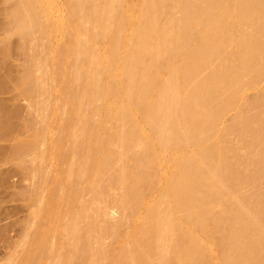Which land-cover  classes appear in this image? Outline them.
Listing matches in <instances>:
<instances>
[{"label":"bare ground","instance_id":"6f19581e","mask_svg":"<svg viewBox=\"0 0 264 264\" xmlns=\"http://www.w3.org/2000/svg\"><path fill=\"white\" fill-rule=\"evenodd\" d=\"M11 1L14 0L0 2L4 11L1 12L3 16L1 15L0 21L2 22L7 16V22L3 20V24L5 21L6 25L0 24V32L5 31V36L1 38L3 41L0 40L1 43H5V40L7 42L12 39L8 37L14 36L21 42L25 41L22 42L23 44L31 42L30 40L39 42L40 36L49 44L47 45L50 49L51 66H46L44 72L56 74L55 79H57V81L54 78L51 79L53 82L49 80L51 84L48 85L55 93V99L51 101L53 104L49 103V105L52 104L50 119L56 130L51 143V154L54 156L57 153L58 138L61 136V127L65 120L79 121L78 126H74L67 132L68 140L74 141L78 135L84 136L82 145L75 147L77 159L65 171L49 172L46 175V184L58 187L59 192L49 195L44 213L49 222L56 223L60 221L63 213L66 217L68 216V222L59 225L58 228V233L64 237V240L51 250L52 253L59 256L63 248L81 251L79 242L81 243V238L84 239V236L80 237L83 233L87 238L83 240L86 246L81 244L84 245L82 250L87 252L86 256L90 255L89 248L91 250L94 248V254L91 253L93 257L91 259L94 261L88 263L94 264L104 258L109 259L110 254L105 253L106 248L102 237L106 236L105 228H113L115 225L110 227L104 221L107 208L102 206L105 210L101 213L102 208L97 207L102 198L107 195L109 197L110 192L106 195V191L116 186L117 191H123L122 193L119 191L123 198L114 189L111 193L117 194V197L110 196L113 202L120 196L121 199L119 198L114 204L115 206L119 204V207L121 205L120 211L127 210L126 207H129L131 211L130 206L134 207L138 204V207H143V212L134 214L138 209H132L134 211L131 212L134 227L132 234L120 238L119 251L116 256L114 254L115 259L112 264H197L200 259H209L211 255L213 242L207 238V233L215 234L224 227L228 230L227 234L224 233L225 244L222 253L226 255L228 249V256L221 254V264H241L242 262L264 264L262 262L264 260V252H262L264 251V223L262 224L264 220L261 219L264 216H260L264 214V205L257 203L262 205V213L259 212L260 205L255 203L260 198L261 191L255 189L257 180L253 178L254 175L252 178L249 175L243 182L242 177H246V170H243L244 173L241 170V175L238 176L245 189L252 187L246 191L242 185L239 186L240 182L236 180L239 178L234 177V173L238 169L237 165H241L235 162L234 166L232 161L235 156L229 157L230 160L227 157L230 149V155L237 154L235 151L237 147L241 151L248 144L249 147L247 146L245 150L249 152L247 149L256 148L258 149H255L256 153L251 155L250 149L249 153L242 151L245 155L240 154V151L237 155L243 158L242 160L246 156L251 157L249 160L245 158L248 161L246 164H255L258 169L259 164L251 161L255 156L256 162L262 165L258 170L264 169V150H262L264 143L261 144L262 141L264 142V137L259 133L257 136L256 133L260 129L257 125L264 122L257 120L259 117L264 120L262 117L264 116V100L262 99L264 95L260 96L262 97L260 101L258 100L260 97L256 98L257 101L247 100V102L251 101L252 105L255 101V107L252 106L254 109H250V103H244L246 99L240 100L241 109L248 105V111L250 110L245 115L246 108L243 109L244 114L240 109L241 117L237 113L239 111L236 112L239 118L234 117L235 120H233L236 121L238 118L237 121L243 124L242 127L237 121L235 123L239 125V128L237 124H234V127L233 122H230L234 130L228 126L230 123L228 127L225 125L224 128H226H223L216 140H213V136L217 131L212 128L215 120L221 116L223 111L221 108L225 110L224 104L227 106L228 102L231 106L230 101L234 98L236 103L237 99H241L242 92H239L237 87L239 81L241 83L244 82L243 79L252 80L253 77L258 78L260 74L264 77V0H134L129 2L124 10H120L124 0H64L63 4L60 3L62 7H58L55 0H15V7L13 9L9 7L11 12L9 9L7 12L3 9L6 5L4 2L10 4ZM166 1L173 4L169 9L170 14L168 10L162 9ZM165 14L168 16V22L162 21L164 23L162 24L160 18ZM4 26L6 30L2 28ZM86 27L91 29L87 30ZM95 41L103 42L102 48L93 50L91 44ZM71 57H81L82 64L67 62ZM25 62V65L29 64L30 60L27 59ZM28 64L26 66L30 67L31 65ZM28 67L26 70L30 69ZM29 71L22 75L21 80L18 79L20 81L17 80L16 85L22 90L36 89L38 91L39 75ZM261 76L259 78H262ZM76 83H82V90L71 94L70 97L60 89L66 84ZM244 85L246 84L242 86ZM226 97H229L227 102ZM88 100L92 101H89L91 105H88ZM68 101L69 106H65ZM85 102L88 105L86 108L92 106L94 113L98 111L99 114L97 112L95 114L98 120L99 116L101 117L99 123L107 120L108 124L104 123L110 130L98 122L96 124L99 125L95 124L94 129L90 124L88 125L91 119L82 116ZM232 102L231 107L236 105L234 101ZM260 105L263 106V110ZM217 108L222 111L218 113ZM255 108L261 110L259 113L263 111V115H259L257 111L260 110ZM251 112L257 115H249ZM217 114L219 116L216 119ZM247 114L251 117L250 119H253H248ZM137 119H142L148 130L142 128ZM257 121L260 123L257 124ZM110 122L113 125L112 129ZM263 124L261 126H264ZM250 126L252 127L251 135L256 133L257 139L255 135H252L254 138L248 135ZM236 127L243 131L239 133V136L237 132L236 134L233 132L237 131ZM244 132L246 134L243 136ZM234 135L236 136L232 141L230 136L234 137ZM228 136L229 139H227ZM262 138L263 140L260 141ZM226 139L230 141L229 143L232 142V145L234 144L232 146L234 150L229 147L231 144H226L230 149L226 148ZM242 139L245 145L241 144ZM246 139L251 142H246ZM253 141L262 147L258 145L257 148L255 143H253L255 147L254 145L250 147ZM111 144L114 146L112 147ZM235 144H238L237 147ZM28 145L26 143L21 148L17 147L20 150L16 153L22 155L26 150L23 154L26 156L27 149L32 151ZM189 145L194 149L190 152L188 149L186 153L185 147ZM23 146L26 149L22 148ZM109 147L113 152L109 151ZM114 147L116 151L112 150ZM259 152L263 154H257ZM30 155L27 154L28 158ZM137 157H141L140 161ZM257 157H261V161L257 160ZM136 160L139 162L137 163ZM130 161L132 170L129 167ZM248 165L244 167L247 166L250 169ZM37 166H39V160ZM150 167L156 170L158 195L149 203H143L140 199L137 203L134 200L139 198L136 196L139 192L138 188L148 177L147 168ZM143 170L144 172L146 170L147 175ZM261 170L255 172V176L261 173ZM71 177L83 178L86 189H89L87 191L92 193L95 199H92L90 204L83 205L81 208H84L77 210L78 212H71L69 207L70 212L68 213L65 209L67 212L65 213L61 210V206L63 203L67 205V200L71 201L69 199L71 191L64 187L63 182ZM105 177L108 180L106 185L103 179ZM248 178L255 184L250 183ZM246 181L252 185L249 186ZM100 182L104 183L101 186L107 189L106 191L100 188ZM236 183H238L237 190H235ZM107 184L112 185L111 189L109 186L105 188ZM246 185L248 187H245ZM100 189H103L105 193ZM251 190L259 192L257 194L259 196L254 197L256 192L252 191L255 195L250 197L249 194L252 193L248 192ZM101 191L105 194L104 197ZM241 194L243 196H240ZM261 196L263 197V194ZM262 197L261 202L264 200ZM112 199L110 203H113ZM95 207L97 212L103 214L104 219L102 215L101 219L96 215L98 221L96 216L93 217ZM95 224H98L99 229ZM93 225L98 230L93 228ZM82 226L84 230L86 229L85 231ZM115 228L113 232L116 231ZM78 231L82 233H76ZM93 231L99 236L97 233L92 235ZM40 235L39 230L33 235V248L37 250H39ZM257 236L260 239H257ZM93 237L95 238L91 239ZM93 243L99 248L96 245L91 246L94 245ZM232 249L235 250L231 251ZM84 252L82 253L85 254ZM257 255L260 258L263 257L259 259L262 263L257 260L259 258ZM30 262L25 260L19 264H30Z\"/></svg>","mask_w":264,"mask_h":264},{"label":"rangeland","instance_id":"374dc122","mask_svg":"<svg viewBox=\"0 0 264 264\" xmlns=\"http://www.w3.org/2000/svg\"><path fill=\"white\" fill-rule=\"evenodd\" d=\"M2 1L0 0V2H2ZM131 1H134V0H124L122 5L120 6V10L126 9L127 5ZM13 2L10 4H9V2H4L6 5H5V7L3 6L4 7L3 9L6 10L7 12H9V10L13 9L16 5L15 0ZM63 2H64V0H55V3L57 4L58 7H62L61 4H63ZM4 3H2V4H4ZM172 5L173 4H171L169 1H166L165 3H163L162 9L168 10V13H169L170 12L169 9H171ZM9 7H10V9H9ZM263 7H264V4H263ZM1 12H4V11L2 10V5L0 3V20L2 19L1 15L3 16V14H1ZM10 12H11V10H10ZM167 14H165L164 16H162L160 18L161 22L162 21L166 22V20L168 22ZM4 15H7V13L6 14L4 13ZM6 17H4L3 20H6ZM169 17H171V16H169ZM3 20H2V22L0 21L1 22L0 24L6 25L7 20H6V22L4 21L5 24H3ZM163 22H162V24H164ZM1 25H0V27H1ZM2 28H4V30H6L5 26ZM86 28H87V30L91 29V27H86ZM4 34H5V31L3 32V30H1L0 40H1V38H3L5 36ZM14 37H8V38H12V39H9V40L7 39L8 40L7 42L5 40L6 39V37H5L4 38L5 43L4 42L1 43V41H3V40L0 41V264H19L20 262H23L25 260H30L31 261L30 264H87L89 261H91L93 263L94 260H92L93 257H91V253L94 254V252H93L94 248L92 250H91V248H89L90 251H88V253L90 252L89 253L90 255H88V256H90V257L86 256L87 252L85 253L84 250H82V246L85 245V243H83L84 242L83 240L87 239L85 234L82 233V231L81 232L78 231L76 233L80 232V233H82V235L79 233L80 237L84 236V239L81 238L82 239L81 243L84 245H82L79 242V244H80L79 246H81V251L84 252L85 254H83L81 251H79L78 248H77V251H79V252L73 251L72 248L71 249L63 248L62 251L60 252L59 256L54 255L51 251L53 248L59 246L62 243V241L64 240V237L58 233V228H59V225L65 224L68 222V216L66 217L63 213V215H61V217H60V221L58 223H56V222H49L46 214L44 213V209L46 207V201H47L49 195H51L54 192L55 193L59 192L58 187L54 186L53 184H49V185L46 184V175L49 172H56V171L57 172H63V171H65L69 167V165L77 159L75 147H77V146L79 147L80 145H82V143L84 142V136L78 135L74 139V141L68 140V138L66 137L67 132L71 128H73L74 126H78L79 121L73 120V119L65 120L64 123L62 124V127H61V136L58 138L57 149H56L57 153L54 156L51 154V143H52L53 138L55 137V131L56 130H55L54 124L52 123V121L50 119V117H51L50 111L52 109L51 105L53 104V102H51V101L55 99V93H54L53 89H51V87H49L48 85L51 84L49 82V80L51 82H53L51 79L54 78L55 81H57V79H55L56 74L51 73L49 71L47 73L44 72L45 71L44 68L46 66H51V61H50L51 58H50V51H49L50 49L48 48L49 44L40 36H39V42L38 41L36 42L35 40H33V41L30 40L31 42L26 43V44H23L25 41H22L23 42L22 43L21 41H19L18 37L17 38H14ZM16 39H18V41L21 43H19ZM27 41H29V40H27ZM91 45H93V47H92L93 50H95V49L97 50L98 48L99 49L102 48L103 42L95 41L94 44L92 43ZM18 48H20L22 50L19 51L20 49H18ZM29 58H31V59H29ZM27 59L30 60V63H29L31 65L30 67L26 66L28 63L25 65V63H26L25 61H27ZM32 60H33V63H32ZM67 62H71L74 64H82V58L81 57H73V58L71 57L70 59H68ZM26 67L30 68V69H27V70H30L29 71L30 73L32 72V74H34V75H37V76L39 75V90L38 91L36 89L35 90L29 89L30 91H26V89L22 90L21 88L19 89L18 85H16L17 80L18 79L21 80L22 75L26 74V71H27ZM24 71H25V73H24ZM260 76H261V74L259 75V77ZM100 78L101 77H99V79ZM258 78L253 77L252 80L251 79H247V80L243 79L242 81H244V82H241V83H240V81L238 82L239 83L237 85L238 90H239V92H242L241 93V99H237V103H236L235 102L236 100L234 98L232 101H234L236 105H234L233 107H231L233 102L230 101L231 102V106H230V104H228V102H227L229 97H226L227 98L226 99L227 106H225V104H224V107L227 108L228 105L230 107H228L227 109L225 108V110L222 107L221 109L223 111L220 109L222 111V113L220 114L221 116L219 117V119H217V117L219 116L217 114V116H216L217 120H215V123L212 127V128H215L214 130L217 131V133L215 131L216 134L213 136V140H216L219 138L218 134L223 130L224 126L225 125L227 126L230 122H233V126H234V124L236 125L237 123L239 125L241 124L237 121V120H239L238 116L241 114V110L243 111V114L247 110L245 112V115H246V113H248L250 111V110L248 111L249 106H251L250 109H254V107H255L254 102L257 101V99H258L257 97L264 95V77L259 78V79ZM20 80H18V81H20ZM249 80H251V81L249 82ZM242 83L246 84V85L242 86L243 85ZM48 87L52 90L53 93L51 92V90H49ZM60 89L63 91L64 94H66L67 96L70 97L71 94L73 95V94L78 93L82 90V83L66 84V85L60 87ZM261 98L262 97H260L258 100L260 101ZM230 99H232V98H230ZM242 99H246L244 101L245 104H247V103L251 104L252 103L251 101L253 99H255V101L253 102L254 107H252L253 106L252 104L251 105L249 104V106L247 105L248 108L246 106L245 107L242 106L243 108L241 109L240 105H242V102H241ZM262 99L264 100V97ZM247 100H251V101L247 102ZM89 101L92 102L91 100H88V102ZM221 101H223V100H221ZM50 102L52 104L49 105ZM90 102L88 103V105H91ZM96 102H98V101H96ZM69 103H70L69 101L67 103H65V106H69ZM85 103L86 104H83V105H85V106H83V109L84 108L85 109L82 111V116L84 115V117H88L91 119V123H88V125L90 124V126L94 129V128H96V126H98L101 123L108 130L109 128L106 125V124H108V123H106L107 120L106 121L104 120V121L99 123V121L101 120V117L99 116V120H98V118H97L98 117L97 114H99L98 111H96L97 114H95L96 112L94 113L93 109L91 108L92 106L90 108L89 107L86 108L87 102H85ZM257 103L258 102H256V105L259 106V103L258 104ZM260 103H262V102H260ZM95 106L96 105H94V107ZM97 106H98V104H97ZM260 106H261V110H263L262 107L264 105L263 106L260 105ZM244 108H246L245 111L243 110ZM259 108H255V109L258 110ZM96 110H97V108H96ZM99 110H100V108H99ZM217 110L219 113L220 110L218 108H217ZM261 110L257 111V113L261 112ZM237 111H239L240 113ZM236 112L239 115L236 116V114H237ZM254 113H255V111H254ZM251 114H252V112L249 115H251ZM253 114L251 116H253ZM260 114L263 115V111H262V113H259V115ZM249 115L247 114L248 119L251 118V117H248ZM254 115H257V114H254ZM234 117H238L236 120L237 123H235L236 121H234L235 120ZM240 117H241V115H240ZM262 117H264V116H262ZM254 118H255L254 120L257 119L255 116H254ZM252 119H250V120H252ZM257 120H259V121L261 120L262 122L264 121L260 117ZM108 121H110V120H108ZM259 121H257L258 122L257 124L260 123ZM96 122H98L99 124H96ZM137 122L142 128H144L145 130H148L145 123L142 121V119L141 120L137 119ZM95 124H96V126H95ZM110 124H111V129H112L113 125L111 122H110ZM231 125H232V123H230V125H228V126H230L234 130L233 126H231ZM239 125H238V128H239ZM242 125L243 124H241L240 127H242ZM261 125L260 124L257 125V128L258 129L260 128V129L256 133H257V136L259 133L260 136L264 137L263 136L264 135L263 134V132H264L263 127L264 126H261ZM108 126H110V125H108ZM258 126H260V127H258ZM245 128L244 129L241 128V129L245 130ZM249 128H250L249 130L247 128L248 131L246 130L247 132H250V134H248V135H250V136L255 135V139H257L256 133H253L251 135L252 127L250 126ZM236 129H237V127H236ZM261 129H263V130H261ZM239 130L237 129V131H233V132L234 133L237 132V134L239 136V133L242 131V130H240V131ZM259 131H263V132L260 133ZM233 132L231 131V133H233ZM244 134H246V132L243 133V136H244ZM261 134H263V135H261ZM235 136L236 135H234V137L230 136L231 137L230 139L233 141L235 139ZM250 136H247V137L250 138ZM216 137H218V138H216ZM227 139H229V136ZM227 139L225 140L227 142V143L225 142V146H226V144L229 145L232 143V142L229 143L230 141ZM237 139H239V137H237ZM237 139H236V141H237ZM255 139L251 138V140L256 141ZM244 140H245V138H244ZM244 140L242 139L241 141L240 140H238V141H240L241 144L243 143V145H245ZM262 140H263V138L260 141H262ZM247 141L248 140L246 139V142ZM249 141H248V143H249ZM254 141L251 143L252 145L250 147H253V145H254L253 143H255ZM21 143L24 146L26 145V143L30 145L29 149H32V151L29 150L30 151L29 152L27 149V152H26L27 154L28 153L31 154L29 156V158H28L27 154H26L27 157L23 156V154L26 151L24 149H23L24 152L22 151L23 153L20 151L22 153V155L21 154L19 155L16 153L19 146L21 148L22 145H19ZM263 143L264 142L262 141L261 144H263ZM113 144H114V142H113ZM113 144H111V146ZM29 145H28V147H29ZM233 145L231 144V146L229 145V147L232 148ZM237 145H236V147H237ZM258 145L262 147V145L256 144L257 148H258ZM24 146L22 148H25ZM239 146H241V145H239ZM247 146L249 147V145L247 144L244 147V149H242L240 147V149H242L241 151L239 150V147H237L235 149V151L237 152V154H238V151H240L241 152L240 154L245 155L244 152L242 153V151H244ZM229 147L226 146V148L230 149ZM254 147H255V145H254ZM109 148H110L109 151H111V147H109ZM114 149L116 151L115 147L112 148V150H114ZM185 149H186L185 152L188 153V149L190 152L192 147L189 145V146H186ZM232 149L234 150V148H232ZM250 149H251V152H250ZM250 149H247V150H249L251 155L253 153H256L255 152L256 148H254V149L250 148ZM174 150L175 149H173V151ZM233 150H232V152H234ZM256 150H258V149H256ZM262 150H264V149H262ZM229 151L231 152V149ZM229 151H228L229 156H227L228 159L230 160L229 157L233 158L235 156L233 158L234 161H232L234 163V166L236 164L235 162H237L238 164L241 165V166L237 165L238 169L234 173V177L239 178V179H236V180H239V182H240L239 186L242 185L243 183L241 182L240 176H238V175L241 173V170H242V172H243V170L244 171L246 170L245 171L246 177H244V178L242 177L243 182H245L244 179L247 178L249 175L251 176V178H252V175H254L253 178H256L257 182L255 180L254 181L256 182V185L258 188V189L257 188H255V189L258 191L260 190L261 193L263 194V197H264V169L263 168H262L263 170L260 169L262 172L259 174L257 173V176H255V172H257V171L260 172V170H258V169L262 165H260V163L258 161H257L258 163L256 162V160H255L256 158L254 156L253 159L254 158L255 159L254 160L251 159V161H254V163H256V164H259V168L257 169L258 166H255V164L254 165L252 163H249V165H248V163L246 164V162H248V161H246V159L249 160L251 157L246 156V157H244V160H242L243 158L241 159L240 156L237 154L233 153L232 155H230ZM259 151H260V149H259ZM111 152H113V151H111ZM136 152L138 153L139 151H136ZM246 152H248V151H246ZM262 152H259L257 154H260ZM137 153L135 154V156L137 155ZM16 154H17V157L19 155L20 158L18 157V159H17ZM250 154H248V155H250ZM246 155H247V153H246ZM22 156H23V158H21ZM141 156H143V154ZM24 157H26V159ZM132 157H134V156L132 155ZM236 157H237V159H236ZM140 158L137 157V159L139 161H140ZM263 158H264V156H263ZM258 159H260V161H261V157L260 158L257 157V160ZM38 160H39V166H37ZM138 160H136L137 163L139 162ZM239 160H242V161L240 162ZM131 161H130L129 167L132 170L133 166L131 165ZM242 163H243V165H242ZM132 164H134V163L132 162ZM245 165L250 166V169H248L249 167L247 168V166L244 167ZM134 166H135V164H134ZM263 167H264V163H263ZM147 170H148V177L146 178V180H144L142 182L143 184L142 183L140 184V186H139L140 188H138L139 189L138 191L140 193L137 192V195L135 194L137 197H139L138 199L134 200L136 202L139 201V199H140V201L143 203H149V202L153 201L158 195L157 179L155 176L156 170H155V168H152V167H150L149 169L147 168ZM247 170L249 171L250 174L249 173L247 174V172H248ZM143 172H144V170H143ZM145 172H146V170H145ZM145 174H143V175L145 176ZM242 176H244V174ZM103 179H105L104 183L106 185V183H107L106 181H108V180H106L107 179L106 177ZM249 181H250V179H249ZM234 182H237V181H234ZM251 182H252V184L254 183L253 181H250V183ZM246 183L248 184V181H246ZM246 183H244V184H246ZM103 184H101V182H100V185H99L100 188L102 187L101 185H103ZM237 184L238 183L235 184V187H237L236 186ZM63 185H64V187L69 188V190L71 191L70 197H69V199H71V201L67 200L68 203L69 202H71V203H69V204L67 203L68 206L66 204L63 205L64 203L62 204L61 210L63 212L65 211V209H67L66 211L68 213L70 212L69 211L70 209H71V212H73V211L75 212L77 210L80 211L79 209L84 208V207L81 208L83 205L90 204L92 199L93 200L95 199L94 198L95 196H93L92 193L87 191L89 189H86V187H87L86 182L83 178H80V179L79 178L76 179V178H72V177L68 178V179L64 180ZM248 185L251 186L250 184H248ZM248 185H246L245 187H248ZM108 186L110 187L109 189H111V186H112L111 184L110 185L107 184V186H105V188H107ZM251 187H248L247 189H249ZM115 188H116V186H115ZM115 188L113 186L112 189H114V191H115L116 190ZM243 188H244V186H243ZM103 189H100V190H103ZM237 189H238V187L235 190H237ZM247 189H245V190L247 191ZM253 189H254V186H253ZM104 190H103V192H104ZM111 190L106 191V193L105 192L104 193L107 195V192L111 193ZM256 190H251L250 192H248V193H252V194H249L250 197L252 195L254 196L255 192H256V195L259 194L260 191L257 193ZM119 191H121V190H119ZM119 191L116 190V192H119ZM240 191L243 192L244 190L243 191L240 190ZM122 192L123 191H121V193ZM237 192L239 193V190ZM104 193L102 194L103 195L102 197L105 196ZM110 193H108L109 197H107L108 196L107 195L106 196L107 198L106 197L102 198V200H100L98 202V204H99L98 207L96 206L98 209H99V207L102 208V206H103V208H107L106 210L102 208V211H101V213L103 212V210L106 211L105 219H104L103 214L96 211V209H97L96 207L94 209L95 211L93 210L94 211L93 217H95L97 215L100 218L102 215L103 216L102 219H104V221L107 223V225H110V227H111V225L116 226V228H115V226L113 227L116 229V231L113 232L112 227L109 229L105 228L106 230L104 229V233L106 235V236L102 237V238H104L103 239L104 241L102 240L104 242L103 245H105V248H106L105 249L106 251L105 250L104 251H105L106 255L109 252L110 256H109V259H105L103 257L104 258L103 260L98 261L97 263L95 262L94 264H112V262L115 259L114 254L116 256L118 251H119L120 238L130 236L132 234V230L134 228L133 227V221L131 220V217H133L131 212H134V211H132V209H138L137 211L134 212V214H136V213L142 214V212H143V207H138L137 206L138 204L134 206L135 208L133 206L132 207L130 206V208H132L131 211H130V209H128L129 207L128 208L126 207L127 210L122 209L120 211L119 209H120L121 205L119 207V204H118V203H120V201L117 203L118 204L117 206L119 208H117V206L114 205L118 201L120 196L117 198V201L113 202V199L111 198L110 195H112V197H113V195L115 197H117V194H112V193L110 194ZM113 193H115V192H113ZM138 193H139V196H138ZM261 193H260V198L259 199L256 198L258 200H256L254 198L256 200V202L255 201L254 202L256 204L260 202L261 204L264 205V200L261 202V197H262ZM120 194H118V195H120ZM243 194H241L240 196H243ZM249 195L247 194V197ZM256 195L254 197L259 196V195H257V196ZM137 197H135V198H137ZM263 197H262V199H264ZM109 198L112 199L111 201L113 203L109 202L110 201ZM121 198H123L122 194H121ZM106 199H107L108 203H106L107 202V201H105ZM114 200H116V199H114ZM93 202H95V201H93ZM139 202H137V203H139ZM109 203H110V205H107ZM70 204H71V206H70ZM130 204L132 205V202ZM257 205L259 206L260 204H257ZM260 206H259V209L262 208V205H260ZM256 207L257 206H255V208ZM68 208H69V210H68ZM256 209H258V207ZM66 211H65V213H67ZM259 212H262V209ZM259 212H257V213H259ZM97 216H96V219H97ZM260 216H264V214H260ZM261 219L264 220V217L263 218L261 217ZM97 221H98V219H97ZM92 223L94 224V221ZM263 223H264V221L262 222V224ZM78 225H76V227ZM100 226H102V228L104 227L103 225H100ZM263 226H264V224H263ZM93 228H96V227L93 225ZM97 228L99 229L98 226H97ZM226 228L224 227V229H221L220 231L216 232L215 234H212V233L208 234L207 233V238L213 242V244L211 246V255H210L209 259H206V258L200 259L197 264H221L220 263V256H221V254H223L222 251H223L224 244H225L224 233L227 234V230H228ZM82 229H83V226H82ZM38 230L41 233V235L39 237V250L33 248V242H32L33 235ZM77 230H79V229H77ZM85 230L83 229V231H85ZM92 230H94V229H92ZM97 232H99V231H97ZM93 233H94V231L91 234L92 235L96 234V233H94V234ZM102 234H103V232H102ZM97 235H98V233H97ZM88 237H90V235H88ZM94 238L95 237H93L91 239H94ZM257 239H260V238L258 237ZM254 240H256V239H254ZM261 241H262V239H261ZM77 242H78V240H77ZM227 244H229V243L227 242ZM227 244H226V247L228 246ZM95 245L98 246L97 244H94L91 246L95 247ZM260 246H259V248H260ZM98 248H99V246H98ZM83 249H85V248L83 247ZM74 250H76V249H74ZM234 250L235 249H232L231 251H234ZM96 251L97 250H95V253H96ZM227 251H228V249H227ZM227 251H226V253H227L226 255L228 256ZM260 252H261V250H260ZM262 252H264V251H262ZM242 253L244 254L245 252H242ZM96 255H97V253H96ZM226 255H224V256H226ZM263 257H261V258H263ZM96 258L97 257H95L94 259H96ZM106 258H107V256H106ZM227 258H229V257H227ZM236 258H238V257L236 256ZM261 258L259 257L257 259L259 261V263L261 262L259 260ZM257 260H256V262H257ZM262 262L264 263V260ZM92 263H88V264H92ZM237 263H239V262H237ZM242 263L244 264V262H242Z\"/></svg>","mask_w":264,"mask_h":264}]
</instances>
